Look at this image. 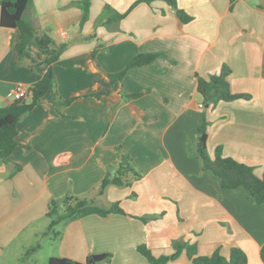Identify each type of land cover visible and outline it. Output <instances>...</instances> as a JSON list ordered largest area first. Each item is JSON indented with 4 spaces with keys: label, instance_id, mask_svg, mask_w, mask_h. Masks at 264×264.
I'll list each match as a JSON object with an SVG mask.
<instances>
[{
    "label": "crops",
    "instance_id": "crops-1",
    "mask_svg": "<svg viewBox=\"0 0 264 264\" xmlns=\"http://www.w3.org/2000/svg\"><path fill=\"white\" fill-rule=\"evenodd\" d=\"M136 1L90 0L83 24L79 0L28 5L25 16L35 30L54 46L66 45L52 68L59 96L71 102L57 105L55 91L47 92L20 118L18 145L0 161V264L26 254L49 222L50 201L65 195L104 208L118 202L123 214L61 222L46 260L110 253V264H148L137 246L157 257L183 241L195 244L197 255L218 250L228 257L237 247L247 264H263L264 204L243 187L224 189L203 168L196 141L204 121L211 157L220 146L224 156L264 177V0H176L191 16L186 23L164 1ZM106 5L128 12L105 25L100 16ZM19 38L17 29L0 26V107L13 102L15 84L29 87L46 71L34 41L18 58ZM146 53H156L152 62L110 82L109 74ZM222 65L230 68L231 92L249 97L201 107L196 75L218 74ZM97 92L105 94L90 95ZM123 153L140 177L98 195L100 181L114 173ZM168 264L194 263L183 250Z\"/></svg>",
    "mask_w": 264,
    "mask_h": 264
},
{
    "label": "trees",
    "instance_id": "trees-1",
    "mask_svg": "<svg viewBox=\"0 0 264 264\" xmlns=\"http://www.w3.org/2000/svg\"><path fill=\"white\" fill-rule=\"evenodd\" d=\"M153 1L155 0H138L134 4L138 2L150 4ZM161 1L168 4L182 22L186 23L191 20V16L178 8L176 0ZM30 2L31 0H0V26L8 29H17L20 35L16 44L18 58L21 60L24 57L27 44L34 41L42 51L43 63L46 65V71L42 77L28 87L27 97L29 101L23 98L15 100L5 107H0V161L4 163L9 160L11 153L18 145L16 141L18 121L24 114L39 104L47 92L50 90L55 91V103L57 105H68L71 102V99H62L59 96L57 79L52 68L66 45L59 44L54 46L47 34H39L35 30L25 16ZM78 4L82 9L80 23L83 24L88 16L90 0H79ZM127 12L117 13L106 5L100 17L101 19L104 18L103 23L105 25H109L113 22H119ZM155 57L156 53L137 54L121 71L109 74L110 82L121 80L129 68L146 65L152 62ZM229 73L230 68L222 65L218 74L209 75L207 78L196 75V91L202 98V107L214 106L219 101H232L237 98L249 97L248 94L231 92L227 79ZM103 94L105 92H97L90 95L100 97ZM122 94L126 97L137 96V94L125 92H122ZM206 140V124L203 121L197 129L196 141V149L202 159L203 168L216 175L224 189L243 187L257 203L264 204V177H258L252 166L224 156L220 146L216 148L214 156L211 157L206 147ZM17 169L18 167H16ZM139 177L140 173L135 170L130 156L127 153H123L114 173L107 172L100 181L97 194L103 195L105 189L110 185L118 187L128 186L132 180ZM109 213L123 214V210L119 207L118 202H113L108 208H104L95 204L93 200L74 195H65L58 200L50 201L46 213V217L49 220L47 228L56 237L58 232L54 228L61 222H70L89 214L106 216ZM172 247L174 249L173 253L157 257L145 245L137 246V251L147 260L148 264H168L169 261L176 259L183 250L194 264H247L246 255L237 247L231 248L228 257L221 255L218 250L208 256L197 255L195 244L183 241H173ZM260 258L264 264V243L260 248ZM110 260V253L89 254L84 261L50 256L46 264H110Z\"/></svg>",
    "mask_w": 264,
    "mask_h": 264
},
{
    "label": "rangeland",
    "instance_id": "rangeland-1",
    "mask_svg": "<svg viewBox=\"0 0 264 264\" xmlns=\"http://www.w3.org/2000/svg\"><path fill=\"white\" fill-rule=\"evenodd\" d=\"M100 206V205H99ZM102 206V205H101ZM41 230L39 233H37L36 237L33 239L32 243L28 246L26 253L20 256L19 260H6L3 264H24L25 261L28 260V258L36 257L37 255V263L36 264H46L47 263V256L48 254H51L54 250L56 241L53 239L52 232L48 231V223L46 221L45 225L43 224L41 226ZM62 225L61 223L58 224L54 230L59 231L61 229ZM33 250L31 251V249ZM32 264V262H30ZM2 264V263H1Z\"/></svg>",
    "mask_w": 264,
    "mask_h": 264
},
{
    "label": "built area",
    "instance_id": "built-area-1",
    "mask_svg": "<svg viewBox=\"0 0 264 264\" xmlns=\"http://www.w3.org/2000/svg\"><path fill=\"white\" fill-rule=\"evenodd\" d=\"M13 101L26 98L28 95V87L22 84H15L11 89ZM202 107V104H200Z\"/></svg>",
    "mask_w": 264,
    "mask_h": 264
}]
</instances>
